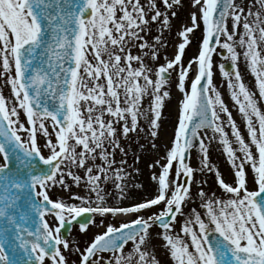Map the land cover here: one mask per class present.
<instances>
[{
	"label": "snow or ice",
	"instance_id": "1",
	"mask_svg": "<svg viewBox=\"0 0 264 264\" xmlns=\"http://www.w3.org/2000/svg\"><path fill=\"white\" fill-rule=\"evenodd\" d=\"M190 6L162 57L181 0H0V264H264V0ZM173 87L177 123L160 154ZM213 142L231 182L210 159ZM145 156L155 157L149 185ZM74 224L102 231L81 246L63 234Z\"/></svg>",
	"mask_w": 264,
	"mask_h": 264
},
{
	"label": "rangeland",
	"instance_id": "2",
	"mask_svg": "<svg viewBox=\"0 0 264 264\" xmlns=\"http://www.w3.org/2000/svg\"><path fill=\"white\" fill-rule=\"evenodd\" d=\"M182 2V7H179L177 9V18L173 21V29L171 31V33H165V37H166V41L168 44V47L166 50H162L161 55L163 56H168V57H172L175 53V45L179 42V37L176 35V32L181 28V26L185 23H189V16L190 13L192 11V8L190 6V0H181ZM155 29L152 33V35H155ZM202 37V26L200 29H197L195 31L194 34L190 35V39H191V44L189 45V47L186 49L185 52V56H184V63L187 64V62L193 58L194 56H196L197 52H198V46H199V42L201 40ZM214 61L216 64L221 63L222 61L220 60L219 57H214ZM160 63H163V59H161ZM240 71L244 77L245 83L249 86L250 90H255L253 85H254V78L251 76V74L249 73V71L247 70V68L241 64L240 65ZM173 81H175L176 79V75L175 73H173L172 76ZM214 85L217 87V89L221 92L222 94V98L224 99L225 103L227 104L229 110L232 112L233 118L235 119L238 127L241 130V133L243 135H245L246 138V130L243 124V120L240 116V114L238 113L237 108L234 106L233 102L230 99V93L227 89V84L224 81L222 75L219 72V69L216 68L214 69ZM5 95H8V90L5 89L4 90ZM181 99V94L175 89V87L172 88V92H171V99L167 100L165 102V106L163 108V112H162V120H161V129H160V138L158 140V144L160 145V154H163V150H164V145L168 144L173 136L174 133V129L176 127V123H177V117H178V102ZM262 108H264V104H262ZM226 131H229L230 134V129L226 128ZM231 138V135H230ZM138 139L137 137H133V140ZM140 143H145L144 140H140ZM136 151V144L133 142L131 144V149L129 151V163L131 164L133 162L132 160V152ZM47 153H45L46 155ZM210 159L213 163L216 164V166L220 169V171L222 172V174L224 175L225 179L228 180L229 182H231L232 180V174H231V169L228 165V163L226 162V158L224 156V154L222 153L221 150V146L219 144H217L216 142H213L211 144L210 147ZM119 158V157H118ZM155 158L154 156L152 157H142L141 163L139 165L141 171H142V175L139 177V181L143 182L144 184H150L149 181V171L146 167L147 163L149 162L150 159ZM1 158H0V164H1ZM191 166L193 168H197L199 166V155L198 152L196 150H193L192 154H191ZM197 179L199 180L200 177H197ZM206 179L208 180V184L209 186H211L212 189L216 190V184H215V178L214 176H208L206 177ZM251 187V185H250ZM132 196L134 197H138L139 195H141V193L139 192V190H133L131 193ZM191 207V206H190ZM123 219V218H121ZM130 219V218H128ZM101 231V229H97L95 227H90L89 231L87 234L93 235L96 232ZM76 237H78V234L76 232H74V234ZM81 233L79 234V238L81 237ZM74 240V236H71V238L69 239ZM79 241V240H78ZM154 243H156L157 245V252L158 255L160 256V258L162 260L166 261V256L164 255L163 251L160 250L159 248V241H154ZM75 259V258H73Z\"/></svg>",
	"mask_w": 264,
	"mask_h": 264
},
{
	"label": "flooded vegetation",
	"instance_id": "3",
	"mask_svg": "<svg viewBox=\"0 0 264 264\" xmlns=\"http://www.w3.org/2000/svg\"><path fill=\"white\" fill-rule=\"evenodd\" d=\"M99 219H100L99 217L96 218L97 221H99ZM90 227H92V226H90ZM101 231H102V229H101ZM74 232H76L78 234V237H76L75 235H73ZM96 233H98V232H96ZM79 234H80V232H79V225L77 224V225H74V226L71 227V230L69 231V234H68L67 238L70 239L71 236H74V240L75 241H78L79 240L81 246H83V244L86 241L90 240L92 238V236H93V235L90 236V234H82L81 237L79 238Z\"/></svg>",
	"mask_w": 264,
	"mask_h": 264
},
{
	"label": "water",
	"instance_id": "4",
	"mask_svg": "<svg viewBox=\"0 0 264 264\" xmlns=\"http://www.w3.org/2000/svg\"><path fill=\"white\" fill-rule=\"evenodd\" d=\"M66 231H67V229L64 230V232H63L64 235L66 234Z\"/></svg>",
	"mask_w": 264,
	"mask_h": 264
},
{
	"label": "bare ground",
	"instance_id": "5",
	"mask_svg": "<svg viewBox=\"0 0 264 264\" xmlns=\"http://www.w3.org/2000/svg\"><path fill=\"white\" fill-rule=\"evenodd\" d=\"M145 185H149V184H145Z\"/></svg>",
	"mask_w": 264,
	"mask_h": 264
}]
</instances>
